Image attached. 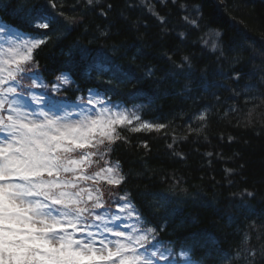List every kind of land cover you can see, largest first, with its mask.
I'll use <instances>...</instances> for the list:
<instances>
[{
    "label": "trees",
    "instance_id": "obj_1",
    "mask_svg": "<svg viewBox=\"0 0 264 264\" xmlns=\"http://www.w3.org/2000/svg\"><path fill=\"white\" fill-rule=\"evenodd\" d=\"M0 3L9 6L0 19L21 33L43 31L30 26L33 13L56 17L34 52V70L49 88L61 73L70 76L54 98L74 103L88 89H109L113 103L139 106L143 120L166 126L120 129L126 141L106 156L119 162L123 190L162 229L165 246L193 245L196 264H248L247 250L264 264V0ZM105 59L132 82L90 75V65ZM202 112L206 121L197 119Z\"/></svg>",
    "mask_w": 264,
    "mask_h": 264
},
{
    "label": "snow or ice",
    "instance_id": "obj_2",
    "mask_svg": "<svg viewBox=\"0 0 264 264\" xmlns=\"http://www.w3.org/2000/svg\"><path fill=\"white\" fill-rule=\"evenodd\" d=\"M8 9L0 3V11ZM55 22L51 13H33L30 26L43 30L33 34L0 19V264H196L193 245H164L162 229L150 226L123 190L127 177L119 162L106 159L113 144L126 141L120 129L160 132L166 126L143 120L139 106L113 103L109 89H88L71 111L54 98L70 76L61 73L49 88L34 70V52L47 44ZM92 73L108 76L109 85L132 82L107 59L92 63ZM100 161L104 166L90 171ZM247 251L244 259L254 264L255 252Z\"/></svg>",
    "mask_w": 264,
    "mask_h": 264
},
{
    "label": "rangeland",
    "instance_id": "obj_3",
    "mask_svg": "<svg viewBox=\"0 0 264 264\" xmlns=\"http://www.w3.org/2000/svg\"><path fill=\"white\" fill-rule=\"evenodd\" d=\"M68 108H69V111H71V107H70V105H68Z\"/></svg>",
    "mask_w": 264,
    "mask_h": 264
}]
</instances>
